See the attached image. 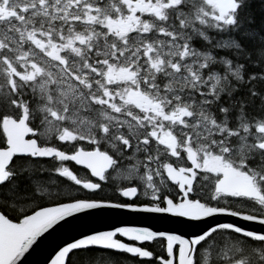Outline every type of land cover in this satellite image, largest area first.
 <instances>
[{"label":"snow or ice","instance_id":"6c2138e0","mask_svg":"<svg viewBox=\"0 0 264 264\" xmlns=\"http://www.w3.org/2000/svg\"><path fill=\"white\" fill-rule=\"evenodd\" d=\"M103 208L203 226L89 232L47 264H264V0H0V264Z\"/></svg>","mask_w":264,"mask_h":264},{"label":"water","instance_id":"95a60500","mask_svg":"<svg viewBox=\"0 0 264 264\" xmlns=\"http://www.w3.org/2000/svg\"><path fill=\"white\" fill-rule=\"evenodd\" d=\"M74 163V162H73ZM80 167V166H79ZM219 222L235 223L242 227L259 230L262 226L255 222L240 220L236 217L218 216ZM146 227L152 231L188 236L202 227V222L187 221L169 214L132 212L126 209L103 208L91 210L68 218L39 240L25 264H47L50 254L65 241L89 232L110 230L115 227Z\"/></svg>","mask_w":264,"mask_h":264},{"label":"trees","instance_id":"16d2710c","mask_svg":"<svg viewBox=\"0 0 264 264\" xmlns=\"http://www.w3.org/2000/svg\"><path fill=\"white\" fill-rule=\"evenodd\" d=\"M66 164H67L72 170H74L79 176L82 175V176H81L82 178L85 177V175H86V171H85V170H83V169H81V168H78V167L74 166V165L71 164L70 162H66ZM121 239H123V238H121ZM151 247H152V250L154 251L155 254H157V255H161V256L165 255V251L161 248V244H160V240H159V238L156 240V242H155L154 244L151 245ZM98 255H99V253H98Z\"/></svg>","mask_w":264,"mask_h":264},{"label":"bare ground","instance_id":"6f19581e","mask_svg":"<svg viewBox=\"0 0 264 264\" xmlns=\"http://www.w3.org/2000/svg\"><path fill=\"white\" fill-rule=\"evenodd\" d=\"M101 210V209H100Z\"/></svg>","mask_w":264,"mask_h":264}]
</instances>
